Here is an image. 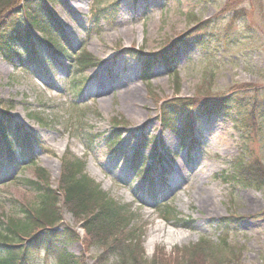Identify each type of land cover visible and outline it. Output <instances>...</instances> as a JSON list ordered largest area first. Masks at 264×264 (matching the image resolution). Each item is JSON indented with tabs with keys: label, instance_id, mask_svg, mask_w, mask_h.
Instances as JSON below:
<instances>
[{
	"label": "rangeland",
	"instance_id": "374dc122",
	"mask_svg": "<svg viewBox=\"0 0 264 264\" xmlns=\"http://www.w3.org/2000/svg\"><path fill=\"white\" fill-rule=\"evenodd\" d=\"M61 1L52 5V11L71 36L70 57L52 61L46 71L33 65L26 72L0 56V101L13 121L35 131L38 138L32 152L35 164L15 169V181L0 180V232H5L7 221L21 218L17 207H35V192L25 180L38 178L41 169L56 186L61 157L73 154L86 161L85 172L104 192L128 205L130 227L141 235L149 261L168 264L175 257L173 251L198 243L203 236L220 246L225 235L231 248L224 252L225 264H264V193L224 176L238 158L264 164V119L241 115L246 120L239 126L218 114L199 115L191 149L161 129L157 120L161 101L171 97L225 93L246 83L264 85V0ZM113 1L119 2L114 22L109 23L110 15L105 14L108 20L92 24L95 9ZM125 27L134 30L126 41L118 31ZM191 29L197 42L186 50L173 44ZM169 47L167 55L174 58L164 63L157 56ZM84 51L95 65H76V56ZM39 52L48 57L43 46ZM140 54L143 59L151 55L153 62L144 82ZM128 77L140 86L134 103L121 93ZM77 90H82L80 96H75ZM242 94L238 95L246 100ZM89 131L99 135L87 149L77 136ZM139 144L141 161L151 159L150 175L160 185L155 201L145 189L147 180L137 178L138 166L127 163ZM208 193L212 200L206 198ZM165 203L174 210L171 215L160 211ZM61 216L83 239L80 221L65 208ZM225 216L236 221L219 233L215 222ZM177 217H188L190 227H183ZM168 228L180 229L181 239H166ZM67 247L75 255L83 254L86 264H115V257H98L103 253L100 246L74 242ZM29 260L54 264L43 250L34 251Z\"/></svg>",
	"mask_w": 264,
	"mask_h": 264
},
{
	"label": "trees",
	"instance_id": "16d2710c",
	"mask_svg": "<svg viewBox=\"0 0 264 264\" xmlns=\"http://www.w3.org/2000/svg\"><path fill=\"white\" fill-rule=\"evenodd\" d=\"M61 0H0V56L7 63L20 65L19 68L29 72L31 66L45 69L58 58L70 57L69 46L71 36L64 23L60 22L57 14L52 11V5L60 4ZM63 3V2H62ZM119 2L113 1L108 5L96 8L92 16V24L97 26L105 14H109V23L114 22L119 12ZM39 35H34L33 31ZM193 29L181 33L173 42L175 46L186 50L190 44L197 42ZM39 42V44H38ZM43 46L47 56L39 52ZM169 48L159 52L160 61L169 63L174 57ZM143 73L141 81L148 79V72L152 66V56L143 59ZM76 65H95L90 53L82 52L76 56ZM171 68V67H170ZM177 71H173L176 74ZM76 77V76H75ZM75 78L71 79L74 85ZM243 94H242V93ZM250 92L252 94H247ZM82 90H77L75 96H80ZM203 93L202 97H171L161 101L157 120L161 129L177 135L183 147L195 146V119L199 115L218 114L228 117L235 125L243 124L249 115L250 120L258 117L264 119V85L244 84L241 89H230L225 93L214 95ZM247 96L243 100L242 97ZM8 108L0 101V170L4 167L0 180L15 181L14 171L19 168L34 165L32 159L37 135L35 131L24 128L9 116ZM38 119H40L38 117ZM99 134L92 131L81 133L77 137L85 141V147L94 145ZM150 144H156L152 138ZM114 144H111V147ZM114 147V146H113ZM110 148L113 150L114 148ZM141 144L135 147L128 156L127 163L137 167V178L140 182L147 180L146 188L153 201L159 195L155 179L150 175L151 159L141 161ZM27 162V163H24ZM60 175L56 186H52L46 175L39 171L38 178L26 179L36 195L35 207L19 206L16 208L21 218L12 220L0 232V264H29L30 255L34 251L43 250L47 257L54 259V264H86L83 254L75 255L68 251V245L74 242L85 243L87 246L97 245L103 248L98 257L110 259L115 257V264H155L144 255L141 235L137 229L130 227L131 213H128L126 203L116 202L107 192L85 172L86 161L75 155H63L60 159ZM142 162V163H141ZM230 174H224L232 183L244 187L253 186L264 193V164L257 159L246 162L238 158L231 162ZM11 170L8 172V169ZM17 177V176H16ZM47 180V181H46ZM161 191V190H160ZM62 208L70 211L83 228V239L77 231L62 220ZM15 210V211H16ZM163 214L171 215L173 209L166 203L160 208ZM176 221L183 227H190L188 217H177ZM233 216L220 217L215 222V229L220 233L228 231ZM137 230V231H136ZM231 248L222 238L221 245H215L206 237H201L198 243H190L178 252L173 251L175 257L168 264H225V255ZM227 253H224L226 252ZM159 264V263H157Z\"/></svg>",
	"mask_w": 264,
	"mask_h": 264
},
{
	"label": "bare ground",
	"instance_id": "6f19581e",
	"mask_svg": "<svg viewBox=\"0 0 264 264\" xmlns=\"http://www.w3.org/2000/svg\"><path fill=\"white\" fill-rule=\"evenodd\" d=\"M121 21L122 20H119V22H121ZM118 31H120V34L124 37L125 41L130 40V38L133 36V33H134L133 28H130V27L120 28ZM123 81H125V82H123L125 84L124 85L125 88L122 90L121 93L126 98H128V99L130 98V100L134 103L140 95V86L135 85L130 77L125 78V80H123ZM103 103H104V101L101 100V106L102 107H104ZM216 137L218 138L219 136H216ZM206 198L212 200L210 193H208ZM166 232L167 233L165 235V238L168 240L172 239L173 237L176 240H178V239H181V237H182V232L180 229L175 230V229L168 228L166 230Z\"/></svg>",
	"mask_w": 264,
	"mask_h": 264
}]
</instances>
